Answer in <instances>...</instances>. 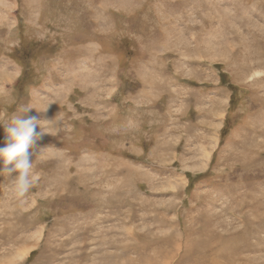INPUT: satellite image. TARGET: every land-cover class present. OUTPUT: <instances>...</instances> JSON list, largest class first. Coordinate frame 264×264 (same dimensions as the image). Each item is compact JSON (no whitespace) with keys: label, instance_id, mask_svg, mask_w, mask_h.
I'll return each instance as SVG.
<instances>
[{"label":"rangeland","instance_id":"rangeland-1","mask_svg":"<svg viewBox=\"0 0 264 264\" xmlns=\"http://www.w3.org/2000/svg\"><path fill=\"white\" fill-rule=\"evenodd\" d=\"M22 106L47 132L23 197L0 175V264H264V0H0Z\"/></svg>","mask_w":264,"mask_h":264},{"label":"clouds","instance_id":"clouds-1","mask_svg":"<svg viewBox=\"0 0 264 264\" xmlns=\"http://www.w3.org/2000/svg\"><path fill=\"white\" fill-rule=\"evenodd\" d=\"M31 109V106H22L6 120L0 121L6 133L5 146L0 147V159L3 161L0 175L11 178L12 192L18 198L23 197L33 185L34 162L29 149L47 132L41 126V120L26 115ZM38 126L40 131H37Z\"/></svg>","mask_w":264,"mask_h":264},{"label":"bare ground","instance_id":"bare-ground-1","mask_svg":"<svg viewBox=\"0 0 264 264\" xmlns=\"http://www.w3.org/2000/svg\"><path fill=\"white\" fill-rule=\"evenodd\" d=\"M263 11V10H262ZM223 40V39H222Z\"/></svg>","mask_w":264,"mask_h":264}]
</instances>
